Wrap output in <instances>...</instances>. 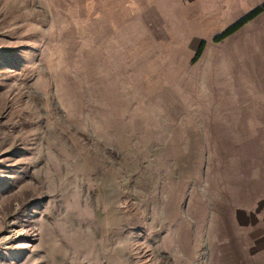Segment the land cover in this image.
<instances>
[{
  "label": "rangeland",
  "instance_id": "rangeland-1",
  "mask_svg": "<svg viewBox=\"0 0 264 264\" xmlns=\"http://www.w3.org/2000/svg\"><path fill=\"white\" fill-rule=\"evenodd\" d=\"M261 1L0 0V264H264Z\"/></svg>",
  "mask_w": 264,
  "mask_h": 264
},
{
  "label": "trees",
  "instance_id": "trees-1",
  "mask_svg": "<svg viewBox=\"0 0 264 264\" xmlns=\"http://www.w3.org/2000/svg\"><path fill=\"white\" fill-rule=\"evenodd\" d=\"M262 9H264V0H262L259 4H256L255 6L251 7L244 13H242L240 16L236 17L234 20L226 24L223 28H221L219 31L214 33L211 36V40L216 42L222 39L223 37L227 36L228 34L232 33L236 29H238L241 25H243L246 21L254 17L257 13H259ZM205 44V39L200 38L196 48L193 51L192 56L190 57V61H195L198 56L201 53V50Z\"/></svg>",
  "mask_w": 264,
  "mask_h": 264
}]
</instances>
